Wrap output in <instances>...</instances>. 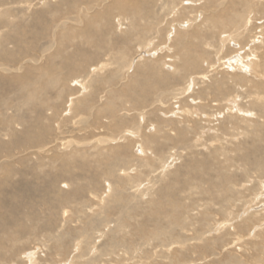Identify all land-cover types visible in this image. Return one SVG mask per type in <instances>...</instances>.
I'll return each mask as SVG.
<instances>
[{"label": "rangeland", "instance_id": "obj_1", "mask_svg": "<svg viewBox=\"0 0 264 264\" xmlns=\"http://www.w3.org/2000/svg\"><path fill=\"white\" fill-rule=\"evenodd\" d=\"M152 1L0 0V264H264V0Z\"/></svg>", "mask_w": 264, "mask_h": 264}, {"label": "bare ground", "instance_id": "obj_2", "mask_svg": "<svg viewBox=\"0 0 264 264\" xmlns=\"http://www.w3.org/2000/svg\"><path fill=\"white\" fill-rule=\"evenodd\" d=\"M149 1V0H148ZM154 1V0H153ZM152 1V2H153ZM149 3H151V2H149ZM111 10V9H110ZM106 13H107V11H106ZM106 15V14H105ZM109 16H110V14H109ZM58 17V16H57ZM111 17V16H110ZM110 17H109V19H110ZM57 20H61V19H56V18H54V19H52V21H51V23L52 22H56ZM83 23H84V25H85V27L83 26V30H82V33H85V34H87V33H89L90 31H91V26L89 25V24H86L85 23V21H83ZM44 28V27H43ZM38 29H39V27H38ZM40 29H41V27H40ZM46 29V28H45ZM90 33H92V31L90 32ZM58 35V34H57ZM66 35V34H65ZM40 36V35H39ZM59 36V35H58ZM34 37V36H33ZM40 38V37H39ZM28 39V38H27ZM58 39H60V38H57V37H54V35H52L50 32H48V34L45 36V37H43V38H41L40 40H37L36 39V41H34V42H36V44H39V42H45L46 44H50V45H52V46H55V45H57V47H59V48H69L68 47V43H64V41H59ZM184 39V38H183ZM226 39V38H225ZM11 40V39H10ZM181 40V39H180ZM228 40V39H227ZM13 41V40H12ZM69 43H72V45L74 46L77 42H76V40L74 41H68ZM4 43V42H3ZM2 43V46L4 45ZM22 44V43H21ZM77 44H79V43H77ZM76 44V45H77ZM37 46V45H36ZM35 46V47H36ZM28 47V46H27ZM1 48V47H0ZM5 48V47H4ZM19 48V47H18ZM23 47H21V49H22ZM17 49V48H16ZM7 50V49H6ZM18 50H20V49H18ZM28 50L29 51H27L26 53H29L28 54V56H31L32 58L34 57V59H32V60H34V61H36V59L38 58V56L36 55V50L35 49H32L31 47H29L28 48ZM3 51V50H2ZM26 56H27V54H26ZM1 57V56H0ZM9 57V56H8ZM12 56H10V58H11ZM15 57V56H14ZM17 58V57H16ZM58 57H57V54H55V55H53V57L51 58V59H48V60H50L51 62L53 61V59H55V61H56V59H57ZM12 59V58H11ZM14 59V58H13ZM16 60V59H15ZM47 60V61H48ZM5 61V60H4ZM62 61H63V59H62ZM7 62H9V61H7ZM14 62V61H13ZM50 62V63H51ZM49 64V62L47 63V65ZM46 65V64H45ZM46 65V67H43V69L42 68H35V69H33V70H31V71H34L35 73H32V72H30L29 70L25 73V75H24V77L22 78V79H14V80H12L11 81V83H14V84H17L16 82H21L22 80H24L25 78L28 80V78L29 79H33L34 78V75L35 74H37V73H39V72H41V71H45V70H47L48 72H52V68L53 67H50L51 66V64H49L48 66ZM66 65V64H65ZM66 68H67V66H66ZM65 68V69H66ZM130 69H132V68H130ZM146 69V71H147V68H145ZM144 70V69H143ZM66 71V70H65ZM139 71V70H138ZM55 72V71H54ZM68 72V71H67ZM143 72V71H142ZM32 73V74H31ZM70 73V71L68 72V73H66L67 75ZM140 73V72H139ZM41 74V73H40ZM59 74V73H58ZM65 73H63V75H64ZM66 76V75H65ZM23 82V81H22ZM26 82V81H25ZM24 84V83H23ZM23 86V85H22ZM21 87V86H20ZM19 87V88H20ZM31 87V86H30ZM86 89V88H85ZM37 90V89H36ZM86 91V90H85ZM38 92V91H37ZM61 98V97H60ZM75 99V98H74ZM74 99H71L70 101H71V103H70V105H72V101L74 100ZM24 106V105H23ZM2 132V131H1ZM8 133V132H7ZM16 135V134H15ZM65 170V169H64ZM63 172V171H62ZM247 212V211H246ZM245 215V214H244ZM38 261V260H37ZM39 264L38 262H36V261H34V262H32V264Z\"/></svg>", "mask_w": 264, "mask_h": 264}]
</instances>
